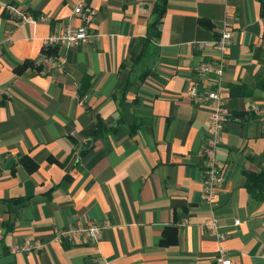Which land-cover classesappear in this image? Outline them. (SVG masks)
<instances>
[{"label":"crops","instance_id":"obj_1","mask_svg":"<svg viewBox=\"0 0 264 264\" xmlns=\"http://www.w3.org/2000/svg\"><path fill=\"white\" fill-rule=\"evenodd\" d=\"M78 1L0 0V264H218L221 248L231 264H264V198L248 190L246 173L264 172L260 0H168L142 58L157 0H85L98 10L89 26L98 37L57 46L58 66L43 67L45 38L83 24ZM10 5L37 20L23 22ZM225 28L233 30L223 75L231 118L211 210L203 201L211 106L186 91L199 64L217 56ZM26 60L43 69L17 73ZM24 157L38 168L30 172ZM212 215L226 239L204 227ZM87 221L108 223L100 241L55 238L56 228ZM170 225L178 242L164 245ZM27 241L44 246L13 250Z\"/></svg>","mask_w":264,"mask_h":264},{"label":"built area","instance_id":"obj_2","mask_svg":"<svg viewBox=\"0 0 264 264\" xmlns=\"http://www.w3.org/2000/svg\"><path fill=\"white\" fill-rule=\"evenodd\" d=\"M10 11L21 18L23 22H35L37 19L29 13L18 10L13 5L9 6ZM74 13L79 15L83 24L78 27H66L58 33H53L45 38L44 48L48 49L57 46L71 48L84 42H94L98 34L91 31L92 24L98 13L97 8L85 0H79ZM41 19L45 17L41 16ZM233 30L225 28L215 41L217 56L204 60L196 68L198 82L190 83L186 93L195 101L207 100L210 102V116L208 120L207 136L203 148L204 154V180H203V201L211 210L218 204L217 197L225 181V164L218 158L219 147L222 141L223 132L230 121L231 114L223 99V75L226 67L225 53L228 45L232 42ZM1 51V47H0ZM46 68H56L58 63L50 56L42 53L41 59L37 62ZM200 83L205 84V90H200ZM240 220L236 219L235 224ZM108 223L99 224L93 221L78 223L68 229H55V238L58 241L68 239L77 241L79 239L98 242L102 239ZM204 227L219 239H226V232H222L218 218L212 215L204 222ZM44 246L43 242L27 241L22 246L13 247L14 251L39 250ZM218 264H231L227 251L221 248L216 254Z\"/></svg>","mask_w":264,"mask_h":264},{"label":"trees","instance_id":"obj_3","mask_svg":"<svg viewBox=\"0 0 264 264\" xmlns=\"http://www.w3.org/2000/svg\"><path fill=\"white\" fill-rule=\"evenodd\" d=\"M168 0H157L153 6V18L149 24V33L146 37L139 39L138 46H141V52L139 57H144L149 48L154 44V42L160 36V25L161 20L166 12ZM261 4V16L264 19V0H260ZM264 39V34H263ZM42 53L50 57H54L57 54V47H52L48 49H43ZM29 67H36L39 70H42V66L35 64L34 60H26L23 64L18 65L15 68L17 73H22ZM257 86L264 91V77L259 79L257 82ZM241 88L240 86H234L232 89V93L235 94L237 91L236 89ZM94 135H97V130H95ZM27 166L30 172L35 171L38 168V164L32 160L30 157H24L22 159ZM248 183L247 187L251 194L259 200L264 198V172H254V171H247ZM18 201V200H15ZM178 242V229L175 225L167 226L164 236L162 238V244L164 245H171L176 244Z\"/></svg>","mask_w":264,"mask_h":264}]
</instances>
